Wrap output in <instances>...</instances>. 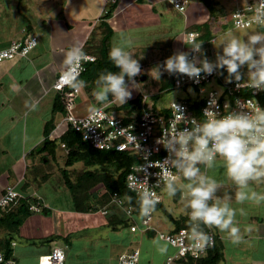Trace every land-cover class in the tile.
<instances>
[{
  "label": "crops",
  "instance_id": "1",
  "mask_svg": "<svg viewBox=\"0 0 264 264\" xmlns=\"http://www.w3.org/2000/svg\"><path fill=\"white\" fill-rule=\"evenodd\" d=\"M16 1L13 0L14 4ZM30 1L18 0L15 6L9 4L17 9L16 13L20 15L19 17H23L30 8ZM67 1L68 8L71 7L70 12L63 14L61 10L55 9L50 11L51 14L44 15L45 18L41 20L43 27L48 21L55 24V29L51 32L41 30L44 34L48 33L47 37L51 41H49V49L52 51L48 53L49 59L43 58L42 66L38 70H34V66L25 65L30 64L29 57L35 53L38 43L27 57L5 61L19 71V76L16 81L11 80L7 88H3L2 80L0 81V155L4 159L11 158L8 168L0 167V197L7 186H12L24 198L30 197L35 200L45 211L31 213L15 232H8L4 227H0V241H9L13 264H38L39 257L48 254L54 246L59 247V243L62 244L60 247L65 254L64 264H117L121 255L134 249L140 253L139 264H167V258L173 256L175 250L167 244L168 248H171L170 252L168 250L161 254L157 251L153 244V240L156 239L154 232L159 233L161 230L156 228V231L153 229L147 233L131 232L129 230L131 224L120 208H117L121 212L117 221L114 213L112 214L108 209L106 215L100 214L103 210L100 208L97 211L89 210L84 213L74 209L70 194L63 184L61 172L63 169L67 170L70 179L74 180L77 171H72V168L77 164L70 168L64 166L66 150L62 145L54 156L37 155L34 151L45 140L58 141L67 129L63 114L52 112L54 99L59 94L51 89V85L57 75L70 64L71 61L67 58L70 50L78 48L81 52L89 54L85 50L86 47L101 49V41L107 27L112 31L110 45L119 33H125L131 37L134 57L154 61L149 64L153 65L157 58L190 50V46L186 43L188 28L208 22L209 29H206V34L209 35L207 43L209 49L212 47L211 42L215 40L213 35L218 29L212 26L209 11L196 0L189 4L184 14L175 11L167 0H116L115 11L108 20L103 19V11L107 10L109 4L112 1L114 3L115 0H85L84 5L76 4L77 0H65V3ZM37 2L46 4V0H37ZM10 8L8 4L2 6L0 3V51L7 49L13 42L23 41L31 36L39 39L36 30L28 21L27 26H24L13 20V16L8 13ZM46 17L51 18L52 21L46 20ZM58 28L62 30V35H56L60 33ZM39 58H42L41 55L38 58L33 57V59ZM1 73L0 79L4 77ZM161 86L162 82H160ZM85 90L91 93L92 83L87 84ZM51 92L53 96L49 112L38 117L31 116L33 110ZM32 105L35 107L33 108ZM57 114L60 119L62 116L64 118L58 121ZM64 115L66 116V112ZM49 126L51 130L47 136L45 130ZM60 149L64 154L59 153ZM218 162L220 161H217L216 166L220 165ZM221 173L215 176L223 182L221 193L233 192L232 182L224 175V170ZM56 174L57 179L53 178ZM53 179L58 188L67 191L70 199V206L67 208H50L47 205V197L50 195L47 194L50 191L48 186ZM254 187L257 191L264 192V183L256 184ZM97 189L92 191L94 197H99L104 191L102 187ZM51 190L53 195H56L54 193L57 191L54 188ZM177 201H180V197ZM246 207L248 215L241 219V224L251 225V231L244 234L241 243L233 244L217 230L210 229L216 239L215 248L220 251L219 264H264V203H252ZM5 211L0 209V218ZM109 218L121 225L116 224L111 227ZM176 220L178 219H174ZM174 221L171 220L173 227L164 233L176 230ZM136 223L138 224L139 221L136 220ZM105 230L111 234L106 236L108 241L103 242L99 239L98 233H103ZM95 232L97 233L94 234ZM96 242L97 245L103 242L101 248L95 247ZM215 248L203 259H210ZM169 264L187 263L174 261Z\"/></svg>",
  "mask_w": 264,
  "mask_h": 264
},
{
  "label": "clouds",
  "instance_id": "2",
  "mask_svg": "<svg viewBox=\"0 0 264 264\" xmlns=\"http://www.w3.org/2000/svg\"><path fill=\"white\" fill-rule=\"evenodd\" d=\"M248 10L253 23L264 25V0ZM192 35L198 36V33ZM190 43L191 53L196 55L190 58L189 52L178 51L154 66L148 75L159 81L164 73L180 74L199 83L202 73L223 75L226 71L225 83L235 82L237 88L264 91V31H248L243 37L231 31L220 35L218 40L211 42L218 49L214 61L201 51L202 43L196 40ZM132 47L131 37L125 33H119L113 40L108 58L118 71L106 69L98 74L92 91L96 102L103 104L111 98L124 105L132 96L130 86L140 85L135 77L144 73ZM83 55L80 49L74 48L67 53V58L71 61ZM244 68L246 74L241 72ZM73 87L79 91L86 87V81L75 80ZM220 94L222 91L210 95L199 119L185 118L181 106L171 98L185 127L165 132L156 141L168 153L162 162H157L160 167L157 183L163 185L168 197H180L189 217L191 245L200 250L214 242L205 228L217 230L233 244L241 243L244 234L251 231V225L241 224V219L248 215L246 206L264 203V192L254 187L264 183V107L255 99L237 100L236 109L221 115ZM97 110L95 104L90 107L92 112ZM217 161L222 162L224 175L234 186L231 193H221L223 182L207 172ZM139 201L144 215H148L157 203L150 192L142 193ZM153 244L159 253L167 252V243L161 239L153 240Z\"/></svg>",
  "mask_w": 264,
  "mask_h": 264
},
{
  "label": "built area",
  "instance_id": "3",
  "mask_svg": "<svg viewBox=\"0 0 264 264\" xmlns=\"http://www.w3.org/2000/svg\"><path fill=\"white\" fill-rule=\"evenodd\" d=\"M169 5L178 13L184 14L190 4V0H167ZM244 5H236L231 12L232 25L235 29L253 28L264 31V25H257L250 20L252 15L248 7H251L259 0H244ZM111 2V1H110ZM113 3V1H112ZM106 14V10L103 11ZM238 14V15H236ZM195 32L186 34V43L191 46V41L198 40V36H193ZM198 42V41H197ZM38 39L34 36L28 37L23 41L13 42L7 49L0 51V62L11 61L16 58L27 57L29 53L36 48ZM202 51V48H201ZM190 58L192 55L191 50ZM83 53V52H82ZM82 57H76L71 60L70 64L61 71L51 85V89L58 93L63 102L66 112L64 119L68 125L78 133L84 142H87L93 149L98 151H114L117 153H126L134 158L129 173L126 177V188L133 193L138 199L144 192L153 194L157 200L155 205L162 203L163 185L158 184L157 172L160 171L159 164L168 155L162 145L156 143L165 132H171L175 128H183V119L177 114V111L170 102L168 106L156 108V102L152 97L144 99L141 96L142 112L138 116H131L128 121L123 117L112 115L106 107H99L96 112L88 111L82 116H76L74 98L78 94L73 87L75 80H78L81 73L85 71L88 64L95 62V58L89 54L83 53ZM166 58L157 62L162 64ZM242 72V70H241ZM164 75H169L164 73ZM172 81L170 90H180L184 93H191L192 98H178L173 102L181 106L185 118H202L203 110L207 106L210 95L220 93L218 97V106L221 115L225 112L236 109V101L241 102L249 99H255L261 107L259 97L264 95V91L254 89L237 88L235 82L225 83V77L213 72L205 76L201 74L199 83L194 82L185 75H169ZM246 78V77H245ZM136 79V77H135ZM192 89V92H189ZM163 92V91H162ZM165 92V91H164ZM248 92L250 96L242 97V93ZM160 93V92H159ZM228 105V108L225 107ZM195 108H197L195 110ZM135 137V140L133 139ZM62 147H64L62 145ZM147 157L145 159L144 157ZM153 165V166H150ZM140 167V168H139ZM142 169V170H141ZM23 195L15 190L12 186H7L0 197V209L7 210L17 204ZM114 205L122 207L128 219L131 220L129 230L133 233L141 231L147 233L153 230L151 226L152 211L148 215L143 212L140 216L133 214V208L125 204L124 199L113 197L111 201ZM32 213L42 211L39 204L36 203L29 208ZM101 215H106L107 210L100 211ZM185 221L189 224V217L186 214ZM139 221V225L136 223ZM213 236V243L205 246L203 250L195 249L191 245L190 235L187 228H179L169 233H158L156 238L166 242L175 250V254L168 257L166 263L174 261H192L196 262L203 259L209 251H212L216 245L214 234L209 228H205ZM140 253L137 249L125 253L118 258L117 264H139ZM65 254L62 248L54 246L46 255L39 257L38 264H64ZM0 264H13L12 259L5 260L0 253Z\"/></svg>",
  "mask_w": 264,
  "mask_h": 264
},
{
  "label": "trees",
  "instance_id": "4",
  "mask_svg": "<svg viewBox=\"0 0 264 264\" xmlns=\"http://www.w3.org/2000/svg\"><path fill=\"white\" fill-rule=\"evenodd\" d=\"M202 3L205 8L209 11L210 19H214L223 15V7L219 5L217 0H196ZM116 8V0L114 3H110L106 14L103 19L108 20L111 18ZM209 23L203 25L194 26L188 28L187 33L195 32L198 33V42L202 43V52L206 55V46L208 43ZM112 37V31L106 27V33L104 34L101 41V49L99 57L95 59V62L88 64L85 67V71L81 73L78 80L86 81V84L94 83L98 74L104 70L118 71V69L112 65L108 58V52L110 48V41ZM168 58V57H163ZM202 58V57H201ZM223 71V70H222ZM222 77H226V71L223 72ZM162 86L160 87V93L163 91L167 92L170 90L172 81L169 75L161 76ZM160 94L153 97L154 101L159 100ZM250 96L248 92L242 93V97ZM141 97L138 96L134 100L126 102L124 105L113 107L118 113H122L123 118L128 121L131 116H138L142 112ZM259 102L264 105V95L259 97ZM197 108H195L196 110ZM52 112L65 114L62 98L57 95L53 102ZM50 126L46 128L45 135L48 136ZM63 145L66 150V157L64 166L70 168L75 164H83L85 170L78 173L74 180L70 179L69 172L65 169L62 170L61 176L62 181L66 189L68 190L71 198L72 205L77 212H88L89 210H98L102 208L109 212L114 213V218L117 221L119 213H121L111 201L113 197L124 199L125 203L133 208V214L140 216L142 214L141 204L139 199L126 188V177L129 173L131 165L134 163V158L126 153H117L114 151H98L93 149L87 142H84L81 136L76 133L69 125L63 135L58 141L45 140L42 145L35 149L34 154L46 156H54L56 150ZM100 166L101 170L93 169L94 167ZM107 166L114 168V174L107 171ZM91 169V170H90ZM101 186L104 191L99 197H94L92 191L97 187ZM179 196L174 197L177 201ZM36 201L29 198L20 199L16 205L7 209L2 217L0 218V227H4L8 232H15L24 222V220L32 213L29 208L35 205ZM154 209H161L163 214L174 221L171 215L163 208L161 204L155 205ZM42 209L41 212H44ZM113 217V216H112ZM111 219V218H109ZM177 228L189 229V224L185 221L184 217L176 221ZM111 227H114L116 223L111 219ZM0 253L3 255L5 260L11 258V248L9 241H0ZM221 260L220 251L215 248L213 256L210 259H201L196 262L187 261V264H219Z\"/></svg>",
  "mask_w": 264,
  "mask_h": 264
},
{
  "label": "rangeland",
  "instance_id": "5",
  "mask_svg": "<svg viewBox=\"0 0 264 264\" xmlns=\"http://www.w3.org/2000/svg\"><path fill=\"white\" fill-rule=\"evenodd\" d=\"M9 1L8 3L6 2H2L0 1V3H2V6H4V4H8L9 7H11L10 9H8V13L10 16H13V20H16L17 23H22L24 26H27V21L32 25V27H34V29L36 30V34L38 35V47L35 50V53L30 55V64H25L27 67H35L34 70H38L43 63V58L46 57L47 59H49L48 53L51 52L52 50L49 49V38L47 37L48 33L44 34L41 30L45 31V32H51L52 29H55V24L54 23H49L47 21V24L45 25V27H43V24L41 22V20L44 17V15H49L48 13H50V11H54L56 10H61L63 12V14L65 12H70V8H68L69 6V2L67 1V3H65V0H46V4L42 5V2H37V0H31L29 2V7L27 14L24 13L23 17H19L20 15H18L17 9L13 6H15L18 3V0L16 1V3L14 4L13 0H7ZM41 1V0H39ZM78 2H76V4L79 5H84L85 0H77ZM82 1V2H81ZM195 0H190V3H192ZM219 2V5L221 7H223V15L216 17L214 19H210L212 26H214L216 29H218L217 32L214 33L213 38L215 40H218V38L220 37V35L227 33V32H235L237 34H239L241 37L244 36L245 32L248 31H257L256 29L253 28H248V29H235L232 25V19L231 16L229 15V13L234 9V7L236 5H244L246 2L244 0H217ZM81 2V3H80ZM13 5V6H11ZM25 4V3H23ZM24 9V8H23ZM83 9H86V7ZM80 10V9H79ZM7 12V11H6ZM45 13V14H44ZM51 14V13H50ZM48 19V17H46V20ZM55 19V18H54ZM48 20L52 21L51 18H49ZM177 27V23L175 25ZM58 31L60 33H56V35H62V30L60 28H58ZM54 33V31H53ZM211 35V33H210ZM51 42V41H50ZM212 47L206 46V56L210 61H214L215 60V54L218 51V49H216L213 45H211ZM212 48V50H211ZM86 52H88L89 54H91L92 57L94 58H98L99 57V51L100 49H98L97 47H91V48H85ZM42 58L39 59H33L34 56H40ZM160 58V57H159ZM18 59V58H17ZM32 59L34 61H32ZM139 59V63H144L141 64V70L144 73L143 75L137 76L135 81L140 84L137 85V88L135 87H131L132 90V96L128 101L134 100L136 97L138 96H149V97H154L157 94H160L159 96V100L154 101L156 102V108H163L168 106V104L171 102V98L172 101L173 100H177L178 98H182V99H186V98H192V94L191 93H184L180 90H169L167 92H161L159 93L160 90V81H156L153 80L148 73L150 72V70L157 65V62L160 59H156L155 60V64H151L150 63L154 62V61H150V60H141L139 57L137 58ZM163 59V58H161ZM45 62V61H44ZM147 63V64H146ZM6 63L5 61L0 62V72H2L1 74L4 75L3 78L0 79L1 83H3V88H7L9 82L12 81H16L18 76H19V71L16 70V68H12V66H10V64H6V66H4ZM242 73L246 74V68L241 69ZM27 71V70H26ZM39 71H37L38 73ZM25 75V73H24ZM246 77V75H245ZM87 85V84H86ZM93 88L95 87V84H92ZM171 95V96H170ZM52 92L50 93V95L46 98L43 99L38 106L33 110L32 114H30L31 116H35L38 117L40 115H45L49 112L50 110V102L52 99ZM154 100V99H153ZM96 105L97 108L99 107H106V109L109 110V112L117 117H123L122 113H118V111L114 110L113 107H118L120 106V104L118 102H114L111 100V98L109 99V101L104 102L103 104H100L98 102L95 101L94 97L92 96V92L89 93L88 91L85 90V88L79 90L78 94L75 96L74 98V106H75V114L76 116H82L84 114H86L88 111H90V107L92 105ZM62 116V115H61ZM65 117V115H63ZM61 117L64 118V117ZM58 121H61L60 116ZM66 126V124H65ZM64 129V127H63ZM60 154H64L63 150H59ZM64 156L66 157V155L64 154ZM10 159L9 157H5V159L3 158V156L0 155V167L1 168H8L7 166H9L10 163ZM62 161V158L60 159V162ZM59 162V160H58ZM60 164V163H59ZM218 164H220L219 166L214 165L213 168L208 169L207 172L209 175H213V176H219L221 175V171H223V166H222V162H218ZM96 169V170H101L100 166L94 167L92 168ZM107 171L112 172L113 175H115L114 172V168L107 166ZM85 168L83 166V164L79 163L77 165H75L72 168V171H77L76 175L82 171H84ZM91 170V169H90ZM75 175V176H76ZM57 174L53 177L55 179H57ZM49 189L50 191L47 192V194L50 193V195L47 197V205L50 206V208H67L68 206H70V199L69 196L67 194V191L64 190L63 188H58L55 185L54 179L50 181L49 183ZM101 188V186H97L95 189L97 188ZM57 191V193H54L56 195H53L51 189H53ZM99 190V189H97ZM18 191V190H17ZM98 193V192H96ZM172 200L171 197H168L167 193L164 192L162 194V203L161 205L163 206V208L171 215V217H173L174 219H180L185 217L186 212L183 209V204L182 201L180 199V201H176ZM178 202V203H177ZM126 204V203H125ZM127 205V204H126ZM118 207V206H117ZM120 209H122V211L124 212L122 207H118ZM102 209V208H101ZM125 215V213H124ZM128 219V218H127ZM129 220V224L131 223V220ZM151 226L152 228L156 231L161 230V232L159 233H164L166 232L169 228L173 227L172 222L169 218H167L161 209H154L152 211V221H151ZM157 228V229H156ZM108 230H105V232L103 233H98L99 239H101L103 242L104 241H108L106 240V236L110 235L111 233ZM97 232H95L94 234H96ZM108 233V234H107ZM121 233H123V231H121ZM156 234V232H154V235ZM158 239V238H156ZM154 239V240H156ZM103 242H99L97 245V242L95 243V247L96 248H101ZM62 246L61 243H59V247ZM169 247V246H168ZM61 248V247H60ZM169 250V252L171 251V248H167V251ZM211 255V252H210Z\"/></svg>",
  "mask_w": 264,
  "mask_h": 264
}]
</instances>
